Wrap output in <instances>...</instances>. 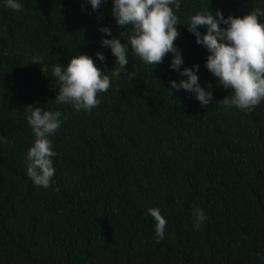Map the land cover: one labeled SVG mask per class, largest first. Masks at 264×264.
I'll use <instances>...</instances> for the list:
<instances>
[{
	"label": "trees",
	"instance_id": "1",
	"mask_svg": "<svg viewBox=\"0 0 264 264\" xmlns=\"http://www.w3.org/2000/svg\"><path fill=\"white\" fill-rule=\"evenodd\" d=\"M19 2L14 11L0 0V264H264V102L252 111L223 106L231 90L183 25L198 12L242 17L264 10V0H181V70L199 65V82L214 97L207 106L172 88L187 77L170 68L171 53L154 67L129 46L126 69L135 78L111 76L115 57L102 40L127 43L112 0L97 9L88 0ZM78 54L111 79L90 113L55 100L51 68ZM33 57L43 58L46 74ZM28 105L61 112L49 137L56 156L48 188L27 175L35 139ZM197 207L207 217L199 229ZM149 208L167 220L159 243Z\"/></svg>",
	"mask_w": 264,
	"mask_h": 264
},
{
	"label": "clouds",
	"instance_id": "2",
	"mask_svg": "<svg viewBox=\"0 0 264 264\" xmlns=\"http://www.w3.org/2000/svg\"><path fill=\"white\" fill-rule=\"evenodd\" d=\"M88 2L93 9H97L102 0ZM112 2V15L117 24L125 29L121 35L126 38L127 43H122L119 37L102 40V45L109 47L115 57L111 76L119 79L121 73H124L130 79L135 78V74L126 69L129 64V46L140 60L154 67L163 63L165 57L171 53L173 55L170 68L187 77L179 83L171 81L172 88L194 93L201 106L209 105L214 99L210 90L211 84L209 89L201 86L197 74L199 65L181 70L183 57L175 45L180 35L177 26L181 23L176 12L181 8V0ZM5 3L14 11H20L23 7L19 0H5ZM260 17H264V10L261 8H255L242 17L229 15L227 18L220 10H216L214 14L198 12L183 24L195 35L197 44L209 50L207 69L219 85L231 90L230 95L219 101L225 107L252 111L264 102V23L260 22ZM221 24L226 27L222 28ZM200 27H206V33H201ZM100 31L112 36L109 27H103ZM97 57L102 62L106 60L102 52H97ZM32 63L41 64V70L45 74L49 70L42 57H33ZM51 72L59 85L56 102L70 103L76 111L84 110L90 113L100 103L98 94L107 92L111 87L109 75L96 66L91 56L85 54L73 55L66 67L62 64L53 65ZM24 110L35 137L25 157L27 175L35 186L48 188L55 174L52 158L56 156L49 137L61 125V112L43 110L33 105L26 106ZM148 214L155 222V241L159 243L165 238L167 220L158 208H149ZM193 216L196 221L194 228L199 229L207 219L205 212L197 207Z\"/></svg>",
	"mask_w": 264,
	"mask_h": 264
}]
</instances>
